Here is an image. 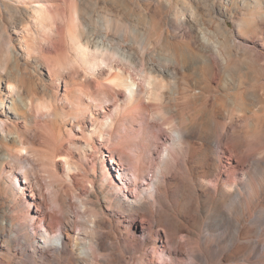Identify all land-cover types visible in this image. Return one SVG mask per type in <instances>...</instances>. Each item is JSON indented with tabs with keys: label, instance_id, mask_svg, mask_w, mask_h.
I'll use <instances>...</instances> for the list:
<instances>
[{
	"label": "bare ground",
	"instance_id": "bare-ground-1",
	"mask_svg": "<svg viewBox=\"0 0 264 264\" xmlns=\"http://www.w3.org/2000/svg\"><path fill=\"white\" fill-rule=\"evenodd\" d=\"M31 1H34L31 7L32 19L22 30L20 40L23 52L17 51L9 41L5 56L0 55V172H6V169L11 172L6 175L5 182L16 191L15 186L20 184L16 181L18 176L13 171L18 168L24 173L25 183L35 189L37 184L30 177V171L35 173L37 178L41 166L46 164L50 167V175L57 163L63 165L70 178L71 171L81 169L80 161L71 151L72 145L76 144L71 140L72 128L82 131L85 146L93 151L98 148V141L107 144L112 140L120 121L128 117L137 121L138 114L143 116L142 111H148L146 116L150 126L140 135L143 146L136 147L140 153H135L137 163L134 165L140 175L146 173V167L141 165L140 160L147 158L150 166L152 165L151 182L144 188L139 182V194L134 199H126L117 194L113 201L116 206L131 212L129 217L133 219V224L141 215L146 214L151 223L165 227L169 242L176 245H173L174 251L180 258L174 257L171 262L164 260L162 264H207L206 253L215 243L210 236L206 237L210 232L205 236L204 244L200 243L203 248L190 245L187 239L181 241L178 236L184 232H187L184 237L190 236L193 233L192 222L202 219L204 212L198 208V203H203V197V204L211 206L210 211H207L208 219L213 221L210 225H231L236 229L235 236H232L234 238H231V249L227 247L230 249L226 254L227 260H235L244 250L251 253L253 247L261 244L263 251L260 261L264 264V151L250 147L253 144L251 137L264 140V118L255 121L253 116L245 117L244 122L250 125L246 127L244 124L246 129L243 127L239 130L232 115L223 117V111L221 118H218V111H221L222 107L211 108L209 116L208 110L201 117L184 114L181 108L180 74L182 66L191 61L188 50H184L181 55L174 53L172 57L166 58L173 66H162L145 50L141 53L134 48L133 43L126 41L123 35L122 38L118 37V40L108 33L97 34L95 27L84 28L74 15H61L57 12L53 0H30V3ZM261 1L241 0L245 8H249L252 3L258 6ZM184 20L185 18H181L182 22ZM62 27H65V30H61ZM132 32L131 35H135L137 30ZM198 35L201 39V61H209L216 66L217 75H220L221 68L223 69L224 72L220 76L226 87L235 85L237 82L234 76L238 70V62L233 60L232 53L224 51L219 43L214 44L211 52H208L207 31L203 26L200 27ZM33 53L40 54L46 61L51 82L58 85L64 83L66 92L62 101L40 100L28 92L29 85L23 79L24 72L19 69L18 61L22 55L30 56ZM218 61H221V64ZM9 85L13 86L14 90ZM192 97H197L196 92L186 101L190 102ZM229 99L236 109L237 101L232 97ZM157 104L161 108L160 111H152L151 107ZM88 120L93 125L91 133H87L85 129ZM67 121L72 125L70 130L67 129ZM158 121H161L160 126L164 127L155 126L157 130L152 129L151 126L157 125ZM21 123L33 125L35 133L23 131ZM228 124L235 125L232 129L235 140L224 143ZM165 134L167 141L163 143L166 146L155 156L163 145L159 144L158 139ZM64 136L68 142L67 148H64ZM128 137L121 136L120 143H124ZM125 146L124 150L133 148V144L128 142ZM224 146L229 148L231 153L228 154ZM236 150L238 166L224 163V158L232 159ZM80 155L87 158L85 151ZM27 157L32 159L30 165L25 162ZM182 168L193 177H185L187 180L182 181L179 177ZM198 169H201L203 174L196 177L194 172ZM108 174L105 165L101 166L103 186L108 180ZM224 175L229 180H224ZM55 177L53 175V178ZM174 179L178 180L179 187L186 186L185 201H174L176 211L172 209V213L160 208L155 209L156 202H165L169 198L172 189L168 184ZM51 183L52 181L48 187L54 188ZM25 188L24 186L23 189ZM72 199L79 201L83 208L84 221L92 223L93 226L84 225L78 232L76 221L69 224L57 217L55 225L45 226L42 235L35 240L39 243V255L42 261H58L59 264L101 263V251L106 241L97 229L96 215L92 214L88 202L81 195L74 193ZM241 201L245 202L241 211L225 207L227 203ZM12 202L13 205L5 212L11 217H2L0 214V233L9 240L21 236L25 244L19 248L20 252L23 257L30 256L28 242L32 234L29 230L26 231L28 223L24 220L29 222L32 216L24 202L17 199ZM54 203L59 211L63 212L65 208L62 202L55 199ZM258 230L262 232L260 231L261 236L257 241L245 240L252 232ZM158 232L160 233L158 230L152 231V237L157 239L155 234ZM8 242L5 241L7 245ZM143 243L144 241L138 240L136 245ZM187 253L192 256V262H187L184 257ZM109 257L110 261H113L115 258H122L123 254L115 252ZM143 258L146 262L139 261L135 264H159L152 253L144 254Z\"/></svg>",
	"mask_w": 264,
	"mask_h": 264
},
{
	"label": "rangeland",
	"instance_id": "rangeland-1",
	"mask_svg": "<svg viewBox=\"0 0 264 264\" xmlns=\"http://www.w3.org/2000/svg\"><path fill=\"white\" fill-rule=\"evenodd\" d=\"M53 1L56 4L57 12L61 15L65 17L74 15L84 28L95 27L97 34L108 33L116 37V39L118 37L122 38L123 35L126 41L133 43L134 48L141 53L145 50L162 66H173V63L166 58L172 57L174 53L181 55L184 50H188L191 61L187 65H183V68L181 67L183 72L181 69L180 74L181 108L184 114L201 117L208 110L207 115L209 116L211 108L222 107V110L218 111V118H221L223 111V117L229 114L232 115L238 124L237 129L239 130H242L243 127L246 129L250 125L248 122L247 124L244 122L245 120L243 119L245 117L250 118L253 116L255 121L264 118V0H260L261 3L258 6L252 3L249 8H245L241 0ZM33 2L31 1L30 3V0H0V55L2 57L5 56L4 53L8 50L7 43L9 41L11 46H14L17 51L23 52L20 40L22 30L31 22ZM181 18H185V20L182 22ZM201 26L207 31L208 52L219 43L218 45L224 51L231 52L233 60L238 62V70L234 76L237 85L226 87L220 76L224 72L223 69L221 68V74L217 75L218 68L216 66L209 61H201V39L198 37ZM61 30H65V27H62ZM133 30H137L135 35H131ZM218 62L221 64V61ZM18 63L19 69L24 72L23 79L29 85L28 92L31 95L45 101H62L66 87L64 83L58 85L50 81L48 65L40 54L22 55ZM4 84L5 81H3L2 85ZM30 85L32 86L30 87ZM94 88L97 89V87ZM194 92H196L197 97H192V100L189 99L190 102H187L186 100L193 96ZM229 97L237 101L236 109ZM160 109L158 104L151 107L152 111H160ZM142 113H144V117L138 114L139 118L137 121H133L132 117L126 118V121H120L112 140L107 142V144L98 141V148L93 151L85 146L84 139L81 136L82 131L72 128L73 136L71 140L75 141L76 144L72 145L71 151L74 157L80 161L81 169L71 171L70 178L65 173L61 163H57L56 168H52L53 171H51L50 175H48L50 167L45 164V166H41V171L37 178L35 173L30 171V177L37 184L36 188L33 189L25 183L24 173L16 168L13 172L18 176L16 181L22 186H15V191L8 182H5L6 175L11 173L10 169L8 170L9 172L7 169L6 172H0V214L2 217L6 215V217H11L9 216L10 214H5V212L13 205L12 200L14 199L24 202L32 216L29 222L27 219L24 220L28 223L26 231L29 230L32 234L28 242L31 255L23 257L20 252L19 248L25 244V240L21 236L18 239L9 240L8 237L0 233V264H59L58 261H42L39 255V243L35 240L42 235L45 226L51 227L55 225L57 217H61L69 224L76 221L79 228L78 232L84 225L93 226L92 223L84 221L81 204L78 200L72 199L74 193L81 195L88 202V208L92 214L96 215V219L93 216L91 218L97 222V229L106 241V245L101 251L103 261L101 263L98 262L99 264L146 262L143 255L149 253H152L159 264H162L164 260L171 262L174 257L180 258V256H176L174 251L176 245L169 242L163 225L151 223L149 216L146 214L141 215L133 224V219L129 217L131 212L122 207H117L113 202L117 198V194L126 199L128 197L134 199L139 194V182L142 188L147 187V183L151 182L153 172L150 161L147 158L140 160L141 165L144 168L146 167V173L141 175L134 165L137 163L135 153H140L136 147L143 146L140 135L150 126L146 116L149 112L142 111ZM100 119H102L101 115ZM68 123L67 121V129L70 130L72 125ZM158 124L151 126L152 129L157 130L159 127H164V125L160 126L162 124L161 121H158ZM244 124L247 126L245 127ZM87 125L85 129L87 133H91L93 125L89 120ZM155 126L158 127L156 128ZM20 127L23 131H28L31 134L36 131L35 127L30 124L21 123ZM234 127L235 125H227V138L224 139V143L235 140L232 133ZM121 136L129 137L124 143H120L119 139ZM251 139L253 141L250 146L251 149L263 152L264 140H260L257 137H251ZM64 141V148H67L68 142L65 136ZM158 141L159 144L166 142L167 135H163ZM127 142L133 144L132 150H126L127 148L124 150ZM139 142L141 144L138 145ZM112 143L113 145H111ZM165 146L166 144L163 143L155 156H158ZM225 148L228 154L231 153L229 148ZM83 151H85L87 158L80 155ZM236 152L237 150L232 159L225 157L224 163L238 166L239 158H237ZM145 153L147 155V152ZM30 159L29 157L25 159L27 165H30L32 161ZM104 165L109 171L105 186L101 182V166ZM201 171V169H198L194 172V175L199 177L203 174ZM53 175L56 177L53 178ZM136 175L139 177L138 179ZM179 175L182 181L187 180L185 177H193L184 168L180 170ZM223 179L229 180L225 175ZM174 180H170L171 182L168 184L170 189H172L171 197L169 196L165 202H156L155 209L160 208L172 213L176 211L174 201H179L180 203L185 201L187 196L186 186L181 188L177 185L179 184L178 180ZM51 181L54 188L48 187ZM23 185L26 187L25 189H23ZM55 199L62 202L65 208L63 212H60L59 208L55 206ZM201 200L203 203L205 202L203 197H201ZM203 203H198V208L204 212L202 219L198 222H192L193 233L190 236L184 237L187 232L178 235L181 241L187 239L190 245L203 248L204 238L210 232L206 237L210 236L215 243L211 250L206 253L207 264H261V253L263 251L261 244L254 245V250L251 253H249V250H244L235 260H227L226 254L231 249L230 244L233 241L234 237L232 236H235L236 229L231 225L225 227L210 225L213 221L208 219L209 213L207 211H210L211 206ZM244 205V201H241V203L231 202L227 203L225 207L229 210L241 211L245 207ZM156 230L160 231V233L155 234L157 239L152 237L151 234L152 231L155 232ZM260 231L252 232L251 236L245 240L257 241L261 236L262 231ZM22 233L20 232V234ZM6 240L9 241L8 245L5 243ZM138 240H142L144 243L140 246L136 245ZM146 243L148 244L147 246ZM4 245H7V247ZM186 250L187 248L184 249V251ZM115 252L117 254L122 252L123 257L110 261L111 257L109 255ZM188 255L187 253L184 257L187 262H192V256ZM76 264H81V262Z\"/></svg>",
	"mask_w": 264,
	"mask_h": 264
},
{
	"label": "snow or ice",
	"instance_id": "snow-or-ice-1",
	"mask_svg": "<svg viewBox=\"0 0 264 264\" xmlns=\"http://www.w3.org/2000/svg\"><path fill=\"white\" fill-rule=\"evenodd\" d=\"M9 87H13V86L9 85ZM13 90H14V87H13Z\"/></svg>",
	"mask_w": 264,
	"mask_h": 264
}]
</instances>
